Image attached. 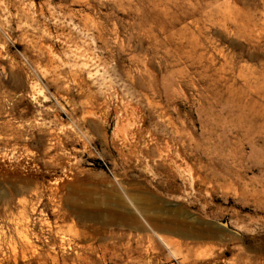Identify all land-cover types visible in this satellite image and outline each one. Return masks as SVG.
<instances>
[{
	"label": "rangeland",
	"instance_id": "1",
	"mask_svg": "<svg viewBox=\"0 0 264 264\" xmlns=\"http://www.w3.org/2000/svg\"><path fill=\"white\" fill-rule=\"evenodd\" d=\"M164 3L148 30L151 0H0V264H229L240 247L264 257V143L252 147L255 121L226 86L264 76V0ZM53 8L117 28L126 49L110 33L96 53L119 69L155 71L133 83L155 100L140 107L143 133L117 128L114 110L137 100L99 63L84 76L111 114L84 117L71 66L57 78L48 59L73 64L69 36L89 40ZM183 26L207 57L180 74L169 62ZM155 222L176 229L158 233L176 246Z\"/></svg>",
	"mask_w": 264,
	"mask_h": 264
},
{
	"label": "bare ground",
	"instance_id": "2",
	"mask_svg": "<svg viewBox=\"0 0 264 264\" xmlns=\"http://www.w3.org/2000/svg\"><path fill=\"white\" fill-rule=\"evenodd\" d=\"M89 6L93 7V0H85ZM164 0H151V6L153 7V13L147 18L142 19L141 26L144 27L149 25L154 27V24L159 20V11L170 10L172 3L163 4ZM42 10V9H41ZM156 10L158 11L157 13ZM225 11H228L226 8ZM52 16L60 17L64 20H68L72 23L79 33H85L88 37V42H81L77 40V36L71 35L68 38L70 42V53L72 59L69 58V61H74L73 64L66 62L63 56H57L54 52L49 54V63L53 66L55 70V76L60 78L63 75L64 70L63 66L69 64L71 66V78L75 82L78 89L81 91V100H83V114L85 118H101L106 119L110 117V104L109 101L105 98L100 97L96 92L88 89L87 78L84 76V72L88 73V78L95 74L93 67L96 63H99V66L105 67L104 71L108 74H114L122 81L126 83L129 87V91L132 96L137 100L136 104L132 102H123L121 107L114 110L116 115V124L119 131L122 129H128V132L131 135H140L143 133V129L140 128L137 124L141 121L142 113L140 107L144 103L149 105H155V100L151 99L147 93L140 92L135 89V79L143 80L148 73L153 74L155 71L150 69L145 62L143 66L140 64L144 61L136 60L135 63V73L131 69H119V66L115 64V56L103 58L99 53H96L97 49L111 50V43L108 38L110 33L117 34V39H119L120 48L125 50L127 47V40L120 36L117 28L111 29L107 27L104 23L96 19L92 12L85 14L83 20L79 23L74 21V16L71 13L65 12L63 10H57L53 8L50 12ZM167 23L163 22V28H167ZM173 29V34L176 38L174 44H172V50L174 52V61L169 62V66H186L178 70V73H184V70L188 67V62L195 64L197 59L202 61L206 59L207 52L204 49L205 44L204 40L197 35L196 32H189L187 26H183L181 29ZM247 31L253 35L258 31L257 23H253L250 28H246ZM187 30V31H186ZM153 31V29L151 30ZM202 35V30H200ZM98 66V67H99ZM208 68H210L208 66ZM207 70V69H206ZM252 70H254L252 68ZM100 71V69H98ZM243 71L240 70V73ZM251 73V74H250ZM250 79L246 81L245 85L241 88L236 87L234 84H226L227 90L229 91L230 98L228 102L235 103L241 110L250 114L252 120L256 124V132H254V138L251 140L252 147L257 144L258 141L264 143V79L262 80L263 73H252L249 72ZM104 74H102L103 76ZM134 83V84H133ZM109 86H113V80H110L108 83ZM217 86V85H216ZM32 91L35 94H38L35 86H32ZM150 89L156 94L158 91L153 86ZM221 94V93H220ZM71 99V98H69ZM127 134V132L125 133ZM127 136V135H123ZM57 138V135L54 136ZM255 140V141H254ZM155 232L159 236L160 240L164 243L172 244L176 246L174 240L166 238L158 233H167L175 231L172 225L166 224L162 225L160 222H155ZM192 249V248H191ZM188 264H196L195 262H189ZM229 264H264V257L262 254L257 252H252L245 247H240L238 253H236L230 260Z\"/></svg>",
	"mask_w": 264,
	"mask_h": 264
}]
</instances>
